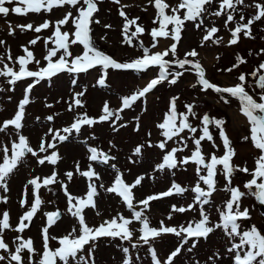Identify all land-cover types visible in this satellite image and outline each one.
<instances>
[{
    "label": "rangeland",
    "instance_id": "374dc122",
    "mask_svg": "<svg viewBox=\"0 0 264 264\" xmlns=\"http://www.w3.org/2000/svg\"><path fill=\"white\" fill-rule=\"evenodd\" d=\"M164 2L170 6L165 9V14L170 15L172 14L171 9L179 3V0H164ZM220 2L221 0H213L211 5H206L207 12L202 15L203 23L199 28L195 26L199 20L196 22L185 21L178 42L173 40L171 36L157 37L156 47L153 48L154 41L150 34L151 29L159 27L158 21L153 23L157 15L155 0H119V3H116L115 0H97L98 11L93 15L90 24L91 32L89 33L97 49L111 56L117 62L123 63L142 57L144 48L149 49L150 53L162 52L169 48L172 43H176V55L173 56L170 53L164 57L170 62L167 69L168 80L172 79V73L181 72L182 75L177 78L175 84L169 83L168 80L162 81L145 97L135 101L130 108L123 109L122 97L130 96L144 87L151 79L156 78L160 72L159 65H151L142 71L102 69V66L97 65L82 73L61 72L51 78L40 80L38 84L34 85L29 92L30 103L25 106L19 132L27 137L30 146L37 152V156L25 154L23 160L7 179L8 191L5 192L3 188H0V197L7 198L6 203L0 200V218H2L4 211H8L10 214L11 227L3 233V239L8 243L10 251L15 250L14 238L16 236L19 235L24 239L31 238L36 249L33 259H39L43 251L41 230L47 224L45 213L60 211V219L49 229L50 237H63L73 227L78 228L77 218L68 212V198L64 193L62 184L73 196L81 198L85 197L89 183L96 185L97 194L94 196L96 207L89 206L83 210L89 226H98L104 220L111 219L118 213L126 218H131L132 211L118 200V195L106 191L107 188L113 186L115 172H118L122 179H126L129 184H133L137 177H143L141 183L132 189L133 205L137 211L143 208L139 204L140 200L149 195L166 191L173 182L186 189L183 194L173 193L170 196L149 202V207L144 210V215L149 218L152 227L158 228L161 221L166 226H179L181 224L187 226L188 222L200 219L201 207L209 215L210 226L219 222L217 209H224L225 202L230 198V193L225 190L227 181L221 171H218L215 177L216 191L209 198V203L200 205L194 202L196 193L192 191L198 182L197 166L193 161H189L187 164H178L177 167L171 169L165 167L164 170H158L156 165L162 163L163 156L173 148L183 149L175 154L178 161L191 156L196 147L193 138L198 139L202 135V118L205 114L211 118L225 121L226 134L235 149V155L231 160L233 165L239 168L247 167L251 171L255 167V158L260 155V151L253 147L250 140L243 141L242 139L249 135V124L239 112V101L229 97L230 95L227 93H217L212 89L203 90L202 85L198 83V74L193 65L198 61L204 70L205 78L220 87H230L239 83V75L245 74L246 91L259 100V94L264 89H260L256 81L259 75L264 74V70H259L256 76H253L252 73L257 71L261 63H264V17H261L260 20H254L249 25V29H244V31L250 30V36H244V31H241L237 43L229 44L228 41L232 39L231 30L235 29V23L244 24L247 20L252 19L259 11L255 8V4L264 5V0H243V3L236 4L235 9L230 10L233 20L228 21L227 27L225 21L229 12H222L220 16L213 15L220 10ZM5 6L11 8L17 5L6 4ZM80 6L86 7L83 0H80V5L77 7ZM121 11L125 13V16L120 15ZM183 11L185 10L182 9L181 13ZM68 12H72L73 16L78 14L73 6L65 5L54 7L51 11L29 12L27 15L14 13H10L7 17L0 15V41H4L3 44H0V60L3 61L0 63V69H3L4 64L13 69H19L15 58L26 55L23 47H27L33 52L35 60L40 61L39 65L35 62L29 63L27 65L29 70L37 71L40 67L45 66L47 62L44 60V56L48 49L55 47L53 43L55 38L49 40L47 45L45 40L52 37L57 26L56 21L62 19ZM241 15L245 17L244 20L240 19ZM126 18L136 21L135 24L128 25V36L136 30L137 26H142L145 29L144 32L137 33L136 36L132 37L130 44L125 41L124 25ZM44 21L49 22V28L42 29L39 33L34 30L21 31L16 27V25L27 24H32L35 27ZM9 25L14 29V34H9ZM105 25L111 27L106 28ZM60 27L62 32L71 33L75 31L72 23ZM172 27L171 24L167 26L169 31ZM212 27H215L217 32L213 33L208 41H204V35ZM37 37L39 39L34 45L29 43ZM193 50L197 53L195 57L186 55ZM70 51L73 56L79 55L83 51V46L79 44L70 45ZM9 56L12 57V60L8 59ZM237 56L245 62L240 63L237 68H233L232 66L238 63ZM179 59H188L193 63L180 68L177 64L172 63V61ZM230 68L232 71H227ZM101 76L105 78L104 85L97 83ZM8 80L9 78L0 76V124L14 116L19 101L24 97V88L26 85L32 84L34 78L28 77L17 81L15 84L8 83ZM73 80L76 81V84L72 83ZM78 92H84V95L79 97L82 105L74 106L69 110V105H74V95ZM187 96L191 102L196 103L193 105L195 116L186 113L183 109L182 100H185ZM221 96L229 102L225 103ZM173 97L177 98L175 101L177 116L179 117L180 113L187 114L188 123L197 131L192 133L189 129H184L178 136L168 140L165 149L162 150L157 145L164 141L165 137L162 135L163 130L157 125L164 121L165 113L169 112ZM105 102L108 103L109 108L114 113L122 109L119 111V120H115V116H113L107 121L94 123L91 126L81 125L79 132L73 130L70 134L63 133L62 129L70 127V122L75 121L78 116L86 115L98 120L99 116L103 114ZM50 116L52 117L51 120L48 119ZM114 120L115 123H113ZM176 122L178 125L179 119ZM49 129L54 131L50 133ZM208 129L213 139L211 141L202 140L200 145L206 162L212 154L222 156L225 151L223 142L218 135L219 129L214 124H209ZM56 131H60L61 135H67V140H53L52 136ZM17 139V131L13 126H9L5 131H0V148L4 145L10 148L11 143ZM42 140L46 145L52 143L55 147L44 153L39 152ZM185 144L186 147H184ZM137 146H142L139 154L134 151ZM92 147L99 152L106 153L110 159L106 163L100 160L91 161L89 148ZM53 151L59 156L55 165L47 161L43 165L38 163L40 158L50 155ZM0 161H2V151H0ZM77 164H79L81 172L87 171L91 165L99 179L92 177L89 180L80 175V172L76 170ZM221 168V165H217L218 170ZM54 171L57 174V182L44 186L43 179L51 176ZM67 172L73 173L71 180L66 176ZM202 174H206L203 168ZM33 178H39L38 182L41 184L35 194L33 193V186L28 184V181ZM250 179H252L250 173L238 170L234 171L231 177V186L239 187L241 191L246 193L241 198V209L247 208L249 210L250 218L238 220V223L241 224V230H247L255 225L264 233V204L260 203L251 194V191L244 187L245 182ZM200 185L204 189L207 188L203 182H200ZM36 195L39 196L42 203L32 221H25L29 227L22 233L15 231L20 216L30 209ZM21 200L25 202L23 208L21 207ZM188 204L194 205L193 210L184 213L173 212L172 218L168 219L172 205L186 207ZM139 225L138 221H133L131 224L130 227L134 232L131 241H120L118 238H100L96 242V247L90 257L89 246H85L79 255L86 257V264H123L126 254L122 248L127 247L129 248L127 254L129 264H153L148 245L141 243L137 248L131 246L136 243L139 237ZM233 242L238 243L239 237L230 239L222 229H217L207 239L199 238L194 248L192 247V239H190L181 248L178 256L174 258L173 264H233L232 257L227 251ZM177 246H180V238L174 234H162L161 237L152 242V247L156 250L161 264ZM49 247L52 249L59 247L58 239H50ZM189 248H192V251H189ZM0 255L7 256L8 254L0 249ZM22 255L27 258V250ZM0 264H8V262L4 261ZM72 264H78V262L74 260ZM79 264H85V262H79Z\"/></svg>",
    "mask_w": 264,
    "mask_h": 264
},
{
    "label": "snow or ice",
    "instance_id": "6c2138e0",
    "mask_svg": "<svg viewBox=\"0 0 264 264\" xmlns=\"http://www.w3.org/2000/svg\"><path fill=\"white\" fill-rule=\"evenodd\" d=\"M116 3H119V0H115ZM213 0H179V3L171 9L172 14H165V9L170 6L164 2V0H155V7L157 9L156 20L153 23L159 22V27H153L151 29V36L154 41L152 47H156V38L157 37H169L171 36L173 40L179 41L180 33L184 26L185 21L196 22L199 20V23H195V26L199 28L203 23L201 17L207 12L206 5H211ZM243 3V0H221L219 9L213 15L220 16L222 12H229L227 15V20L225 21V26L227 27L228 21L233 20V16L230 14V10H234L236 4ZM17 5L14 7H6L5 5ZM83 4L86 7L80 6V0H0V15L7 17L10 13L17 15H27L29 12L39 13L41 10L51 11L54 7H63L65 5H71L76 9L78 13L76 16H73L72 12H68L64 17L56 21V28L53 31L52 37H48L45 40L47 45L49 40H53L55 44L54 48L48 49L44 60L47 62L45 66L40 67L37 71H32L27 68V65L31 62H35L37 65L40 64V61L35 60L33 52H31L27 47H23V51L26 55L19 56L16 59V62L19 65L18 70H14L12 67H9L7 64H4L3 69H0V76L9 78L8 83L15 84L17 81L23 80L28 77L34 78L33 83L29 84L25 89V94L23 99L19 101L18 110L15 112L14 116L11 119L3 121L0 124V131H5L9 126H13L17 131L18 139L14 140L11 143L9 148L7 145L2 146L0 151H2V161H0V188H3L5 192L8 191L7 179L11 173L17 168L18 164L23 160L26 153L31 154L33 157L37 156V152L33 150L30 146L27 137L20 134L19 130L21 129V121L24 116V109L27 104L30 103L29 92L34 87L35 84H38L40 80L45 78H51L56 76L58 73L67 71L68 73H82L89 69L96 67L97 65L102 66V69H134L136 71H142L151 65H159L160 72L156 78L151 79L147 84L141 89L137 90L130 96L122 97V109L130 108L135 101L145 97L146 94L150 93L158 84L162 81L168 80L169 73L167 71L169 66V61L165 60L164 57L171 55H176L177 44L172 43L169 48L164 51H157L150 53L149 49L144 48V55L138 57L128 62H117L111 56L105 54L103 51L97 49L92 42L90 24L92 23L93 13L98 11L97 0H83ZM255 8L258 9V13L252 18L247 20L244 24H237L234 30H231L232 39L228 41L229 44L237 43L238 36L244 29H249V25L253 23L254 20H260L261 17H264V5L259 3L255 4ZM184 9L181 13V10ZM121 16H125L123 11L120 12ZM71 18V19H70ZM241 20H244L245 17L241 15ZM135 20H127L124 25L125 41L131 43V38L136 36L137 33H142L145 29L142 26H137L136 30L131 33L130 36L127 35L128 25L135 24ZM67 23H72L74 25V32H62L61 27ZM99 23V21H96ZM173 25L171 31L168 30L167 26ZM21 31L25 30H34L39 33L42 29L49 28V22L44 21L38 26H33L32 24L27 25H16ZM106 28H110V25H105ZM10 32L9 34H14V29L9 25ZM217 32L215 27H212L207 30V34L204 35L203 40L208 41L213 33ZM244 36H250V30L243 32ZM39 37L29 41L30 44H35ZM219 42V41H216ZM4 41H0V44H3ZM82 45L83 51L79 55L73 56L70 51V45ZM59 54L58 53H61ZM187 56L195 57L197 55L196 51L193 50L186 54ZM55 58V59H54ZM9 60H12V57H8ZM237 64H234L232 67L237 68L240 63L245 61L237 56ZM0 63H3L0 60ZM172 63L177 64L180 68H184L186 64H192L193 62L188 59H179L172 61ZM194 69L198 74V83L202 85L203 90L212 89L217 93H227L230 97L236 98L239 101V112L247 119L249 124V135L244 136L243 141H251L254 148L260 151V155L255 158V167L253 170H249L247 167L239 168L231 163L232 158L235 155V149L232 147L229 137L225 131V121L223 119L211 118L207 114L202 118V135L197 139L193 138L195 144V149L192 151L191 156L185 157L182 160H177L176 153L182 151V148H173L171 151H167L163 156V162L156 165L158 170H164L165 167L171 169L178 166V164H187L189 161H193L197 168L196 174L198 176V182L192 188V191L196 193L194 198L195 203L200 205H207L209 203V198L212 193L216 191L215 177L218 171H221L227 181L225 185V190L230 193V198L225 202L224 209H217L219 212V222L210 226L209 215L205 212L204 208H200V219L198 221H190L187 226L181 224L179 226H166L163 221L160 222V226L152 227L149 223V218L144 215V210L149 207V202L160 199L162 197H167L176 194H183L186 189L173 182L171 187L167 191L161 192L155 195H149L145 199L140 200L139 204L143 208L139 211L134 209L133 205V193L132 189L139 185L143 177H137L133 184H126L121 175L117 173L115 181L112 187L106 189L108 192H114L122 198L129 210L132 211V217L126 218L121 214H117L111 219H106L98 226H89L86 222L85 215L83 210L86 207H96L94 202V196H96V185L94 183L88 184V190L85 197H76L68 192L65 185H61L64 189V193L68 198V212L78 220V228L73 227L72 230L64 235L63 237H50L49 229L53 226L59 219L60 213L58 211L45 213L47 217V224L42 228L41 234L43 238V251L39 256L38 260H34L33 257L36 253V249L31 238L24 239L21 236H16L14 238V243L16 244L15 250L10 251L8 243L3 239V233L6 229L11 227L10 225V214L8 211L2 213V218H0V249L4 250L8 255H0V262L7 261L8 264H72V261L85 262L86 257L79 255L84 249L85 246H89L88 253L89 257L91 256L93 250L96 247V242L100 238H118L120 241H131L134 236V232L131 229V224L133 221H138L140 227L138 229L139 237L136 243H133L132 248H137L141 243L143 245H148L149 252L152 257L153 264H161V260L157 256L156 250L152 247V242L157 238L161 237L162 234H174L176 237L180 238V246H177L170 254L167 256V259L163 264H173V260L181 252V248L187 244L190 239H192V247H196V241L199 238H205L213 233L217 229H222L227 237L230 239L234 237H239V242H233L231 246L227 249L228 253L232 257L233 264H264V233L257 228V226L252 225L247 230H241V224L238 223V220L249 219V210L247 208L241 209V198L246 195L245 192L241 191L239 187L231 186V177L234 171H240L244 173H250L252 179L245 182L244 187L251 191V194L256 197L260 203L264 204V91L259 94V100L254 98L253 95L249 94L245 88V74L241 73L238 77L239 83H236L230 87H220L205 78L204 70L201 67L200 63L197 61L194 63ZM259 70H264V63H261L258 66L257 71L252 73L253 76L257 75ZM227 71H232V68L227 69ZM106 75V73H105ZM181 72L172 73V79L168 80L169 83L175 84L177 78L181 76ZM73 84H76V81H72ZM99 85L105 84L104 76H101L97 81ZM257 86L260 89H264V74L259 75L258 80L256 81ZM195 87V85H193ZM84 92H78L74 95V105H69V110L74 106H81L82 101L79 97H82ZM176 97H173L170 102L169 112L165 113L164 121L157 125L158 128L162 129V135L165 137V140L160 142L157 146L160 149H165L168 140H171L173 137L178 136L180 132L184 129H189L192 133H195L197 129L191 127L188 123L187 114H179V124L177 125V112L175 107ZM221 99L225 103L229 101L226 100L223 96ZM50 106V105H49ZM188 113L195 116L192 105H186ZM120 109V110H122ZM113 112L107 102L103 105V114L99 116L98 120L89 118L86 115L78 116L70 127H65L62 129L63 133L70 134L73 130L79 132L81 125H93L94 123L103 122L109 120L110 117L115 116V120L120 119L119 111ZM49 120L52 117H48ZM115 120L113 123H115ZM214 124L219 129V135L223 142L224 154L222 156H217L212 154L209 160L206 162L204 155L201 151V141L213 139L211 133L209 132L208 125ZM53 129H49V132H53ZM67 135H61L60 131H56L52 136L53 140L65 141L67 140ZM151 146V145H150ZM187 145L185 144L184 147ZM55 145L48 143L47 145L42 140L39 146V152H47L48 149L54 148ZM215 147V145H213ZM142 146H137L135 148V153L139 154L141 152ZM91 153L89 159L92 161L100 160L102 162H107L110 157L106 153L99 152L96 148H89ZM59 159V156L55 151L50 155H46L43 158L38 160V163L43 165L45 161L50 164L55 165ZM217 165H221V169H217ZM115 167V165H113ZM202 168L206 171V174H202ZM77 172H80V175L87 177L89 180L92 177L99 179L98 174L92 170L91 165L87 171H80L79 164L76 167ZM56 172L54 171L51 176L45 177L42 181L44 186L49 184L56 183ZM66 176L69 180L72 179L73 173L67 172ZM39 178H33L28 181L29 185L33 186V193L35 194L36 190L41 187V184L38 182ZM200 182H203L207 186L206 189L202 188ZM101 187H103L101 185ZM254 189V190H253ZM0 200L7 202L6 197H0ZM75 202V203H74ZM21 207H24V201L21 200ZM42 201L38 195L35 196V199L31 203L29 210L25 211L22 216L19 218V223L17 224L15 231L23 232L26 228L29 227L28 223L25 221H32V218L37 213L39 206ZM194 205L188 204L186 207L172 205V211L168 214V219L172 218L173 212L184 213L189 210H193ZM195 238V239H193ZM57 240L59 247L52 249L49 247V240ZM27 250L28 256L25 258L22 253ZM192 251V248L188 249ZM122 251L126 254V258L123 260V264H129L127 259V254L129 253V248L124 247ZM211 259V257H210Z\"/></svg>",
    "mask_w": 264,
    "mask_h": 264
},
{
    "label": "trees",
    "instance_id": "16d2710c",
    "mask_svg": "<svg viewBox=\"0 0 264 264\" xmlns=\"http://www.w3.org/2000/svg\"><path fill=\"white\" fill-rule=\"evenodd\" d=\"M242 31H244V30H242ZM230 97V96H229ZM194 104H196V103H194V102H191L189 99H188V96H187V98H185V100H183V102H182V105H183V109L184 110H186V112H188V109H187V107H186V105H194ZM219 131V130H218ZM219 133V132H218Z\"/></svg>",
    "mask_w": 264,
    "mask_h": 264
}]
</instances>
